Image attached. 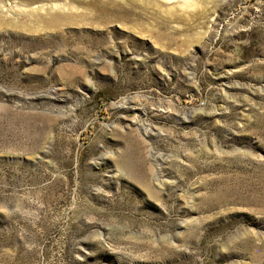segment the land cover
<instances>
[{
  "label": "rangeland",
  "instance_id": "1",
  "mask_svg": "<svg viewBox=\"0 0 264 264\" xmlns=\"http://www.w3.org/2000/svg\"><path fill=\"white\" fill-rule=\"evenodd\" d=\"M0 264H264V0H0Z\"/></svg>",
  "mask_w": 264,
  "mask_h": 264
}]
</instances>
